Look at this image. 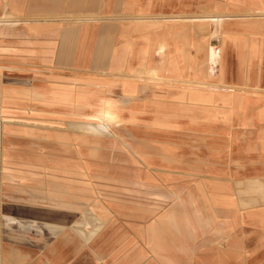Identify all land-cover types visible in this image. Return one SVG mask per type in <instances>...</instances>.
<instances>
[{"label":"rangeland","instance_id":"obj_1","mask_svg":"<svg viewBox=\"0 0 264 264\" xmlns=\"http://www.w3.org/2000/svg\"><path fill=\"white\" fill-rule=\"evenodd\" d=\"M258 10L109 0L27 22L0 9V264L213 260L226 228L212 199L256 184L230 189V170L264 153V87H247L245 54L264 40L244 26L264 24Z\"/></svg>","mask_w":264,"mask_h":264},{"label":"crops","instance_id":"obj_2","mask_svg":"<svg viewBox=\"0 0 264 264\" xmlns=\"http://www.w3.org/2000/svg\"><path fill=\"white\" fill-rule=\"evenodd\" d=\"M1 3L0 9L3 12H7V7H10L12 11L19 10L26 12L31 18L25 19V21L32 22V19L47 18L56 16H79L78 18H84L86 15H93L95 9L98 7L106 6L109 0H5ZM116 1V0H115ZM4 2V0H1ZM118 5V3H117ZM116 2L115 6L117 7ZM117 9V8H116ZM121 5L119 2L118 10L115 12H121ZM264 16L263 10H258L255 15ZM251 15V14H250ZM40 20V19H39ZM41 22V21H40ZM42 23V22H41ZM248 29L264 31V24H244ZM177 35H180L177 33ZM256 42H253V44ZM256 47V45H254ZM258 50L253 51L250 46L247 47L245 54L247 57L253 54V58L247 59V65L249 68L246 70L249 72V82H257V84L250 83L248 88L258 89V86L264 87V40L258 44ZM164 48V47H163ZM160 48L159 50L163 49ZM249 49V50H248ZM159 53V52H158ZM165 55V54H164ZM166 60V56L164 57ZM260 58L263 62V66L257 67V63L248 64L249 61L253 62V59ZM258 61V60H257ZM156 65V64H155ZM246 65V64H245ZM165 64L161 63L160 66L155 67L154 70H150L159 74L160 68ZM252 66V67H251ZM158 80V76H155ZM161 79V78H160ZM163 80V78L161 79ZM261 81V82H260ZM264 89V88H263ZM243 103V107L250 109L249 102ZM264 141V139H263ZM264 152V144L263 151ZM262 155V154H261ZM248 163V161L246 162ZM250 165L232 167L230 170L234 174L235 182H232L229 186L230 189L240 186L238 183L243 180H257L254 185H245L244 194L240 196L230 195L229 197H214L212 200L217 205L215 208L217 216L223 222L225 229L221 230L220 244L221 247L214 251L213 260L198 259L196 264H264V153L262 156V164L251 168ZM243 168H245L243 170ZM251 173H260V176L249 175ZM244 174V175H238ZM228 187V186H227ZM68 196H71L69 193ZM59 200L65 198L59 197ZM85 220L89 221L92 218L85 216ZM92 222V221H91ZM87 225L81 224V230ZM58 236V234H56ZM218 238V237H217ZM215 238V239H217ZM216 242V241H215ZM10 251H14L15 247L12 244ZM4 262L7 264H22V258L16 255H6ZM166 264H173V261H166ZM65 264H126L119 261H97L91 256L83 255L77 252L74 256L70 257ZM158 264V262H157ZM182 264H189V262H182Z\"/></svg>","mask_w":264,"mask_h":264}]
</instances>
